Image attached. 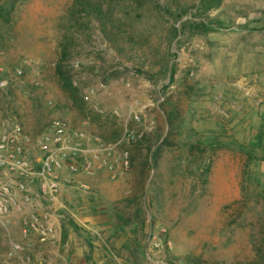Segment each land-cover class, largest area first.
<instances>
[{
	"label": "rangeland",
	"instance_id": "1",
	"mask_svg": "<svg viewBox=\"0 0 264 264\" xmlns=\"http://www.w3.org/2000/svg\"><path fill=\"white\" fill-rule=\"evenodd\" d=\"M0 66L35 137L59 116L131 150L59 196L68 230L115 223L124 264H264V0H0Z\"/></svg>",
	"mask_w": 264,
	"mask_h": 264
},
{
	"label": "built area",
	"instance_id": "2",
	"mask_svg": "<svg viewBox=\"0 0 264 264\" xmlns=\"http://www.w3.org/2000/svg\"><path fill=\"white\" fill-rule=\"evenodd\" d=\"M23 72L0 66V86L8 89ZM131 154L125 139L105 140L59 116L35 137L19 120L0 112V224H17L25 238L11 242L8 256L26 251L30 236L44 244L57 241L52 209L59 196L70 187L88 188L84 176L106 172L112 180L122 179L131 169ZM24 262L31 264L32 256Z\"/></svg>",
	"mask_w": 264,
	"mask_h": 264
},
{
	"label": "crops",
	"instance_id": "3",
	"mask_svg": "<svg viewBox=\"0 0 264 264\" xmlns=\"http://www.w3.org/2000/svg\"><path fill=\"white\" fill-rule=\"evenodd\" d=\"M113 222L82 221L74 223L76 229L68 230L64 219L57 218V241L54 243H40L35 236L27 239L28 248L18 256L9 257L8 251L11 249V242L23 241L20 226L12 225L11 228L0 224V253L3 255V264H25L27 255L32 256L31 264H124L127 254L123 252V242L108 243L106 238L101 237L100 230H108L113 227ZM82 226H85L82 228ZM89 235V236H86ZM94 236V239H91ZM96 237V238H95ZM104 240V241H101ZM96 240L98 242L96 243ZM102 243H100V241ZM111 240V239H110ZM109 240V241H110ZM114 246V247H113ZM101 247L104 252H98ZM119 248L118 255L115 252ZM96 253L98 256H96ZM34 261V263H33Z\"/></svg>",
	"mask_w": 264,
	"mask_h": 264
},
{
	"label": "trees",
	"instance_id": "4",
	"mask_svg": "<svg viewBox=\"0 0 264 264\" xmlns=\"http://www.w3.org/2000/svg\"><path fill=\"white\" fill-rule=\"evenodd\" d=\"M59 76H60V82H61V85H62V88L64 89V91H70V92H72L71 94H73L74 93V86H73V83H72V81H71V78H70V76H65L64 75V72H63V70H62V66H60L59 65ZM170 118V117H169ZM156 155V152H154L153 153V158H154V156ZM246 264H257V263H255V262H248V263H246Z\"/></svg>",
	"mask_w": 264,
	"mask_h": 264
}]
</instances>
